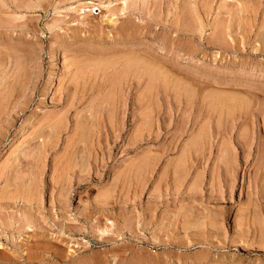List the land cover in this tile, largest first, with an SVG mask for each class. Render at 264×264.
I'll return each mask as SVG.
<instances>
[{
  "label": "rangeland",
  "instance_id": "obj_1",
  "mask_svg": "<svg viewBox=\"0 0 264 264\" xmlns=\"http://www.w3.org/2000/svg\"><path fill=\"white\" fill-rule=\"evenodd\" d=\"M0 264H264V0H0Z\"/></svg>",
  "mask_w": 264,
  "mask_h": 264
},
{
  "label": "bare ground",
  "instance_id": "obj_2",
  "mask_svg": "<svg viewBox=\"0 0 264 264\" xmlns=\"http://www.w3.org/2000/svg\"><path fill=\"white\" fill-rule=\"evenodd\" d=\"M56 124V123H55Z\"/></svg>",
  "mask_w": 264,
  "mask_h": 264
}]
</instances>
